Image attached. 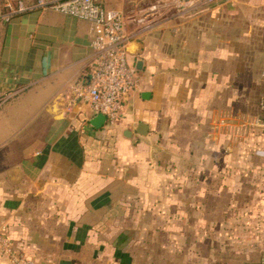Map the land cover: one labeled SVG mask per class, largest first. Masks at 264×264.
Masks as SVG:
<instances>
[{
	"label": "crops",
	"instance_id": "0c3cea01",
	"mask_svg": "<svg viewBox=\"0 0 264 264\" xmlns=\"http://www.w3.org/2000/svg\"><path fill=\"white\" fill-rule=\"evenodd\" d=\"M162 1L131 30L139 87L113 124L70 101L86 20L0 21V231L33 264H264L263 0Z\"/></svg>",
	"mask_w": 264,
	"mask_h": 264
},
{
	"label": "built area",
	"instance_id": "2783aa9c",
	"mask_svg": "<svg viewBox=\"0 0 264 264\" xmlns=\"http://www.w3.org/2000/svg\"><path fill=\"white\" fill-rule=\"evenodd\" d=\"M221 0H169L172 6H204ZM36 9H52L63 14L86 20L92 33V58L86 82L71 85V102L88 104L94 115H104L109 123L123 118V97L139 87V77L129 60V45L136 32L126 29L123 12L105 6L100 0H2L0 21ZM262 95L260 109L264 119V69L261 73ZM0 255L10 264H33L17 254L12 241L0 231Z\"/></svg>",
	"mask_w": 264,
	"mask_h": 264
},
{
	"label": "rangeland",
	"instance_id": "374dc122",
	"mask_svg": "<svg viewBox=\"0 0 264 264\" xmlns=\"http://www.w3.org/2000/svg\"><path fill=\"white\" fill-rule=\"evenodd\" d=\"M260 1L261 0H240L238 2L239 3L238 8L242 11L253 10L254 13H257V11H259L262 8ZM263 5H264V0H263ZM162 6H163L162 0H121V6L117 8L120 9L124 14L126 29H130L131 31L133 30L132 28L134 27L137 28V26L141 24L140 21L142 20L143 17L146 18V21L151 19V16H147L144 14L146 13L148 14L150 11H152L156 17V12L158 10H160L161 12ZM110 8H115V7H110ZM141 14L143 15L141 16ZM142 21L145 22V20ZM154 22H151L149 25H153Z\"/></svg>",
	"mask_w": 264,
	"mask_h": 264
},
{
	"label": "water",
	"instance_id": "95a60500",
	"mask_svg": "<svg viewBox=\"0 0 264 264\" xmlns=\"http://www.w3.org/2000/svg\"><path fill=\"white\" fill-rule=\"evenodd\" d=\"M128 49L130 50V45H129ZM141 64H142V61H141V60H137V61L135 62V66H134L135 69H139L140 66H141ZM104 120H105L104 115H102V114H97V115L94 117V119L92 120V122H93L94 124H99V123L103 122Z\"/></svg>",
	"mask_w": 264,
	"mask_h": 264
}]
</instances>
